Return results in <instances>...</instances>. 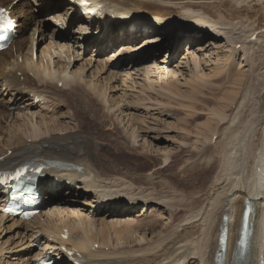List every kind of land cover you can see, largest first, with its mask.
Wrapping results in <instances>:
<instances>
[{
    "label": "bare ground",
    "instance_id": "1",
    "mask_svg": "<svg viewBox=\"0 0 264 264\" xmlns=\"http://www.w3.org/2000/svg\"><path fill=\"white\" fill-rule=\"evenodd\" d=\"M13 1L0 0V6L19 21V38L0 54V95L3 92L10 95L7 102L0 101V171L28 162L55 167L45 171L44 181L38 187L45 212L30 222L4 215L9 189L0 188V231L6 222L17 223L18 226H13L29 240L27 247L22 246L26 257L31 255L34 245L42 246L26 264H35L46 256L56 264H74L70 251L84 264H258V260H264V0H94L103 5L106 13L103 23L79 17L76 4L79 0L70 3L64 0L67 12L57 11L51 20L64 27L70 17L69 25L65 26L67 32L53 30L50 43L42 47L39 56L37 26L30 45L27 43L34 11L25 10V4L15 6ZM32 1L42 7L52 3ZM118 17L123 21H118ZM179 22L188 26L181 24L178 29ZM76 26L78 33L74 36L70 31ZM40 36L44 40L42 31ZM168 38L175 40L174 46L168 47L173 52L171 60L168 61L167 52L166 56L156 58L163 51L160 48L163 40ZM94 39L98 41L92 42ZM183 39L187 43L172 65ZM92 45L94 53L82 59L78 50L90 52ZM115 47L116 51L104 60L106 53ZM106 72L109 73L104 77ZM223 73L232 85L222 102L231 103L226 111L212 115L224 122L221 126L216 120L218 124L210 137V140L215 137L219 129L221 138L214 144L217 146L214 176L194 196L173 206L175 213L181 215L177 218L169 214L162 226L146 223V204L139 214L120 211H134L143 200L139 194L130 192L129 186L123 187L125 181L107 176L98 167L87 140L79 134L88 123L82 125L77 118L83 114L93 120L91 112L96 111L91 105L96 102L102 106L105 118H115L122 114L121 108H131V102L145 103L144 97L150 91L166 87L170 80L177 84L174 90L177 93L181 87L190 86L189 95L197 92L199 95L194 80L211 85ZM53 84H61V89L69 93L76 111L68 108L65 96L56 99L50 90ZM164 91L168 98V90ZM112 93H118L117 97L111 96ZM173 93L170 92L171 97H175ZM11 108L19 112H12ZM73 112L75 119L70 118ZM212 123H206L205 128L210 130ZM150 130L153 131L152 127ZM133 133L136 134V128ZM80 202L85 208L77 206ZM120 202L128 206L112 209ZM247 209L248 227L254 228L251 236L245 234L243 238ZM164 210L170 213L172 209L170 206ZM66 232L68 239L63 238ZM3 256L0 248V263Z\"/></svg>",
    "mask_w": 264,
    "mask_h": 264
},
{
    "label": "rangeland",
    "instance_id": "2",
    "mask_svg": "<svg viewBox=\"0 0 264 264\" xmlns=\"http://www.w3.org/2000/svg\"><path fill=\"white\" fill-rule=\"evenodd\" d=\"M25 1L27 3H25ZM46 1L52 2V3L50 5L45 4L44 7L40 6L38 3L33 2L32 0H14L12 3L15 6L20 5V4H25V6H24L25 10L32 9L34 11V15H35L34 19L29 20L30 21V24H29L30 27H29L28 32H27V33H29L27 43L29 46L30 45L29 43H31V38H30L31 34L37 26L38 31H37L35 38H36V41L38 43H40L39 45L37 44V48H36V50H37L36 53L38 56L41 54L42 47H44V46H46V44L48 45L50 43V40H51L50 37H51V33L53 32V30L58 29L62 33L66 34L67 29L65 28V26L67 25V23L69 25V22L71 21V18L68 17L67 23L64 21L65 22L64 27L61 24H59V23L55 24L52 21L53 18L56 16L57 11H61L60 12L61 14L67 12L66 11L67 7H68L67 2H65L64 0H46ZM36 20L38 23L36 22ZM181 24L188 26V24H184V23L179 22L178 29L181 28ZM152 25H153V23H152ZM41 31L44 34V40H41L42 39V36H40ZM70 32L72 35L76 36L78 33V27L76 26V28L71 29ZM90 38L93 39L95 37L92 36ZM142 39L143 38H141V40ZM92 42H97V41L93 40ZM173 42H175L174 38L165 39V40H163L162 46L160 48H162L163 51H166V50H168V47L174 46ZM137 43L138 44L141 43L140 40H138ZM185 43H187L186 39H183L180 41L179 52L177 53V56H175L173 58V60L171 62L172 65L176 63L178 57L183 52V46L185 45ZM239 47H240V45L237 46V48H239ZM116 48L117 47L113 48L112 50H110V52L108 51L106 53V56H104L103 59L104 60L109 59L110 56H108V55L111 54L112 51H116ZM93 51H94V45H92V49L90 52H85V50H83V52H82V50L79 49L78 55H80L82 59H87L92 55V53H94ZM86 53H87V55H86ZM163 53H166V52H163ZM161 56H162L161 53H159L158 56H156V58H160ZM150 61H152V60H149V62ZM20 62H22V58H21ZM80 63L81 62H79V64ZM79 64H78V66H80ZM106 73L107 74H105L104 77H106L109 72H106ZM192 80H194V79H192ZM197 81L199 83H197ZM170 82H171V80H170ZM170 82L167 84L166 87L158 88L154 91H150L151 93L144 97V99L145 98L147 99V101H146V99L144 100V101H146L145 102L146 104L143 101H142V103H140V105H139V102H131L132 103L131 108H126V109L124 107L121 108L122 114H119L118 116H116L115 117L116 119L113 117L109 118V119L105 118L106 115L103 111V108L100 105V103H97V102L95 104L91 105L93 108H95V111H96V112H94L92 110V112H91V116H92V119L94 121L89 120V118H85V116L83 114H81L77 118V121H79L82 125H85L86 123H88V127L84 126V127H86L85 130L79 134H81L80 136L84 137L87 140L89 148L93 152L95 158H97V160H98V163H99L98 167H100V169H102L107 174V176L110 175V177L112 176L113 178H120L123 182L125 181L126 186L124 185L123 187L127 188L129 186L128 190L130 191V189H131L130 192L139 194L143 200L142 204L140 202L138 208L134 211H125V210H120V211L129 213L130 215L139 214V213H141L142 209L144 208L143 205L146 204L147 205L146 215H148L146 223L156 224L158 226H162V223L165 221L164 219L168 218L169 214H174L175 217L178 218L181 215V213H175V209L173 208V206H175L177 203L183 201L184 199H186V200L189 199V196H194L199 191V189L200 188L203 189V187L208 183V181L211 179V177L214 176V174L216 172V168H217L216 167V165H217V163H216V161H217V155H216L217 146L214 147V144L216 145L217 141L220 140L219 138H221L220 137L221 134L220 135L218 134L220 132L219 129L216 131V133L218 134V137H217L216 133H215V137L213 136V138H215V139L212 138L210 140V137L212 136L211 134H213V132H214L213 128L216 127V124L220 123L221 126H224V122L220 121L219 120L220 118L216 117V115H214V116H212V115L216 111H220V110L226 111L228 109V107L230 106V103H231L230 100L228 103L225 101L222 102V100L225 99L224 95L226 93L227 88L232 85V83H229L228 80H226L224 73H223V75H220L219 79H216L215 81H213V83H210L211 85H207V84L201 82L202 85H204V87L202 85H200L201 83L199 80H194L193 85L195 84L196 87L199 86L197 88L199 89V95L200 96L198 95V92H197V93L193 94L194 96L190 94L191 97H189L190 96L189 90L191 91L190 86H189L190 88L189 87H181L179 89L180 92L177 93L176 91H174V90H177V88H175L177 86V84H173ZM196 84H198V85H196ZM61 86H62L61 84L58 86L53 84L50 90H52V93H54V95L56 94L55 97L58 100H59V98H63L65 96L64 101L67 103L68 108H70V107L74 108V111H76V107H73L74 105H76L75 101L70 98L71 96H67L69 93H67V91H63L61 89L62 88ZM59 87H60V89H57ZM164 89L168 90L167 91V92H169L168 98H171V99L168 100L167 93H165L166 91H164ZM155 91H157L158 93ZM154 92H155V94H154ZM162 92H164V93H162ZM170 92H174L178 95L175 94V97H171L172 94H170ZM181 92H183V93H181ZM156 93L159 94L160 97L157 98ZM184 93H185V95H184ZM84 94L88 95V93H85V92H84ZM117 94L118 93H116V94L112 93L111 96L114 95L113 97L116 98L117 96H115V95H117ZM163 94H164V96H166L165 98H164ZM169 94H170V96H169ZM150 95H151V97H150ZM154 95H156V96H154ZM187 95H189V96H187ZM73 96L76 97V95H73ZM90 96L88 95L87 97H90ZM149 97L150 98L153 97L155 99H153V98L150 99ZM148 98L150 101L148 100ZM9 99H10V95H7V94L5 95V92H3V95H0V101L2 103L7 102ZM156 100H158V101L156 102ZM151 101H153L155 103H153ZM71 102L73 103V106L71 105ZM150 102H151V105H150ZM135 103H138L137 104L138 106ZM143 103L146 105V107ZM159 103H160V106H159ZM60 107H62V104L60 105ZM20 108H23V106ZM78 108L82 109V105H78ZM10 110H12V112H19L17 110L12 109V108ZM64 110H66V108H64L63 111ZM192 110H194V112ZM37 111H39V110H37ZM58 112H60V110L56 111L57 114H59ZM210 112H212V113H210ZM74 113L75 112H73L70 115V118L75 119L74 117H75L76 113L75 114ZM94 115H95V117H94ZM120 117H123V118L120 119ZM216 118H218V119H216ZM212 119H213V123H212V121L209 123L208 121H210ZM131 120L133 121V123H135V125H133L135 127L132 126ZM216 120L218 123H216ZM137 121H138V124H137ZM128 122H130L131 124ZM143 122L145 123V126L142 124ZM89 123L91 126H89ZM206 123L207 124L209 123L210 125L212 123V127L210 130H208L209 129L208 127L205 128L207 126ZM146 125L148 127H146ZM169 125H171L173 128ZM151 127H152L153 131L150 130ZM174 127H177V128H174ZM135 128H136V134L133 133V130ZM154 128H155V131H154ZM137 130L139 131V133ZM177 130L179 132H177ZM180 130H182V133H180L181 132ZM183 131H184V133H183ZM200 132H203V135H201ZM197 133H199V134H197ZM199 137H202V138H199ZM202 139H203V141H202ZM166 140H168V141H166ZM209 143H211V144H209ZM149 151H150V153H149ZM165 157H167L166 158L167 161H165L166 160ZM209 157H210V159H208V161H207V158H209ZM194 166H196V168ZM181 168L183 170H181ZM151 175H153V176H151ZM130 176H131V178H130ZM151 178H153V179H151ZM144 179H146V180L150 179V180L145 181ZM194 179L196 180V182ZM137 180H139V181H137ZM195 183H197V184H195ZM142 184H144V185L146 184V186H144ZM161 185H162L163 189H162V187H160ZM151 186L156 191L154 189H151ZM157 187H159V188H157ZM146 192H147V194H146ZM152 192H154V193H152ZM176 193L178 196L176 195ZM152 196H153V198H152ZM144 199H145V201H144ZM80 200H82V199H80ZM167 200H169V201H167ZM81 203L82 202L78 203L77 206L80 208H85L83 206V204H81ZM124 203L125 202H120V204H118V205L121 206V205H124ZM170 206H171L172 210L170 211V213H166L164 208H170ZM119 217L120 218H127L124 215H119ZM13 225L18 226L17 223H14V221L6 222V223H4V225L0 231L1 232L0 233V248L3 250V253H4V256H3L4 260L2 259V262L0 264H6V263L7 264L8 263L9 264L10 263L26 264L27 259H30L29 257L36 255L42 249V246L34 245L33 252L30 255V251H29L30 256L26 257L22 253L23 248H24L22 246L25 245V247H27L29 244V240H26L25 238H23V233H22L23 231L21 232L20 229L16 228ZM10 227L12 229H8ZM159 228L160 227L156 228L157 231L159 230ZM147 236H148V234H147ZM150 237L151 236H149L148 238H150ZM4 243L6 245H4ZM13 258L14 259L16 258V260L13 261ZM11 259H12V261H11Z\"/></svg>",
    "mask_w": 264,
    "mask_h": 264
},
{
    "label": "snow or ice",
    "instance_id": "3",
    "mask_svg": "<svg viewBox=\"0 0 264 264\" xmlns=\"http://www.w3.org/2000/svg\"><path fill=\"white\" fill-rule=\"evenodd\" d=\"M85 2V0H81V3H84ZM3 10L2 9H0V12H2ZM12 22L9 20V21H7V24H11ZM0 26H5V25H0Z\"/></svg>",
    "mask_w": 264,
    "mask_h": 264
}]
</instances>
